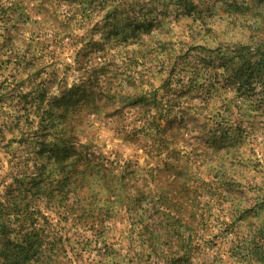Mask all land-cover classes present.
Returning a JSON list of instances; mask_svg holds the SVG:
<instances>
[{
    "label": "rangeland",
    "instance_id": "1",
    "mask_svg": "<svg viewBox=\"0 0 264 264\" xmlns=\"http://www.w3.org/2000/svg\"><path fill=\"white\" fill-rule=\"evenodd\" d=\"M259 43H264V0H108L106 3L104 0L91 3L0 0V91L6 97L21 93L28 99L44 90L48 96H56L63 87L86 77L96 64L106 65L115 92L135 91L130 93L156 96L170 105L172 138L169 136L165 146L168 152L181 153L183 164L189 168L182 180L189 179L193 187L204 181L211 193H223L218 185L230 182L207 163L220 155L228 159L227 151L236 149L211 146L206 141H220L219 144L225 141L229 136L224 123L237 118L250 140L237 149L245 168L237 164L234 170L249 173L255 178L253 181L262 180L264 189V96L259 86L252 93L247 91V86L226 85L221 81L211 84L200 69V60L209 51L228 54L229 49L241 46L254 49ZM202 48L206 50L203 52ZM129 83H134L135 88ZM8 98L0 105V120L5 117L9 121V113L13 111L15 101ZM120 121L118 116L86 118L76 126L78 139L99 155L121 156L145 171L156 173L154 168L161 165L156 156L158 143H152L151 136L144 133L137 139H125L115 130ZM132 123L136 122L129 124ZM212 129L221 131L208 132ZM3 133L0 137L1 191L14 187L15 177L31 172L38 161H45L35 153L38 145L29 142L20 145L12 141L8 129H3ZM174 134L179 136L173 138ZM224 165L231 169L229 163ZM171 180L162 171L154 178L153 187L170 190L173 183L168 181ZM254 190L252 184L247 194L245 189L235 190L222 204H214L213 219L219 216L227 224L210 230L204 242L209 249L203 258L204 264H258L245 250L233 253L235 244L230 234L231 223L237 220L233 211L237 206H229L230 200L252 207ZM36 203L41 212L50 214L40 202L31 200V205ZM245 214V219L234 222L241 225V231L244 227L248 229L250 222L264 220V211L259 215L255 210ZM119 233L117 230L116 235ZM252 236L253 232L246 236L248 244H252ZM124 237L116 244L122 255L125 249L129 251L128 256H120L123 264H149L140 251L141 245L149 251L144 242ZM70 246L75 247L73 240ZM69 249L59 259L60 264H75L74 253ZM89 250L82 256L84 264H109L96 255V250Z\"/></svg>",
    "mask_w": 264,
    "mask_h": 264
},
{
    "label": "trees",
    "instance_id": "2",
    "mask_svg": "<svg viewBox=\"0 0 264 264\" xmlns=\"http://www.w3.org/2000/svg\"><path fill=\"white\" fill-rule=\"evenodd\" d=\"M214 54L209 51L200 60L207 82L247 86V91L252 93L259 86L264 96V43L255 45L254 49L241 46L229 49L228 54ZM105 66L96 64L86 77L63 87L56 96H48L45 90L30 99L21 93L7 96L15 105L9 113V121L5 117L4 121L0 120V137L4 135L3 129H8L12 141L20 145L35 143L38 145L35 153L45 161H38L31 172L15 177L14 187L0 190V264H60L59 259L68 253L69 247L75 264H84L82 256L88 249L96 250V255L106 263L123 264L121 258L128 256L129 251L125 249L122 255L116 244L121 243L124 236L129 240L140 239L149 248L146 251L140 246L146 263L204 264L203 258L209 252L204 242L210 230L227 224L225 219L220 221L219 216L213 219L214 204H222L235 190L245 189L247 194L253 184L252 207L234 201L233 204L230 200L229 206H237L233 208L237 214L234 222L245 219V213L255 210L259 215L264 211L262 180L253 181L255 178L249 173L234 170L237 164L245 168L237 149L250 140L237 118L224 123L229 136L225 141L220 144L217 143L220 141H206L211 146L236 149L231 153L227 151L228 159L220 155L207 163L230 183L219 184L217 188L223 192L219 194L206 189L204 181L193 187L189 179L182 180L184 171L189 168L183 164L181 153L168 152L165 146L173 129L170 105L156 96L130 93L135 91L115 92ZM129 86L135 88L134 83ZM7 97L0 91L1 106ZM123 106L129 111H124ZM102 116L122 119L115 130L127 140L140 138L144 133L151 136L152 143H158L156 156L161 165L154 168L156 173L145 171L121 156L99 155L89 145L80 143L76 129L79 122ZM132 121L136 123L129 124ZM216 130L221 131L208 132ZM220 161L229 163L231 169ZM162 171L172 177L168 181V184L173 183L170 190L153 187L154 178ZM215 195L218 196L213 200ZM30 199L40 202L50 214L41 212L37 203L31 205ZM233 223L230 232L235 244L233 253L245 250L258 264H264V220L250 222L243 231L241 225ZM117 230L120 231L118 236ZM252 232V244H248L246 236ZM72 240L75 247L70 246Z\"/></svg>",
    "mask_w": 264,
    "mask_h": 264
}]
</instances>
